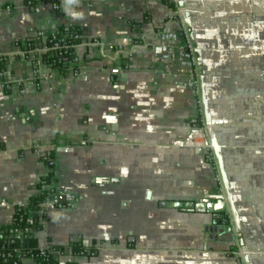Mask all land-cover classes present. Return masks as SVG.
Wrapping results in <instances>:
<instances>
[{
  "label": "crops",
  "instance_id": "0c3cea01",
  "mask_svg": "<svg viewBox=\"0 0 264 264\" xmlns=\"http://www.w3.org/2000/svg\"><path fill=\"white\" fill-rule=\"evenodd\" d=\"M182 1L229 217L252 235L247 225L264 207L263 10L247 0ZM171 13L164 0H0V56L16 83H0V227L38 193L48 174L41 156L55 148L58 191L78 201L47 203L39 245L100 244L96 256L60 264H242L227 253L234 225L172 206L220 190L212 164L188 143L199 108L182 85L191 73L179 60L182 42L171 44L168 60L165 45L144 46ZM62 26L100 42L74 49L77 74L60 75L24 48ZM254 236L264 241V230Z\"/></svg>",
  "mask_w": 264,
  "mask_h": 264
},
{
  "label": "trees",
  "instance_id": "16d2710c",
  "mask_svg": "<svg viewBox=\"0 0 264 264\" xmlns=\"http://www.w3.org/2000/svg\"><path fill=\"white\" fill-rule=\"evenodd\" d=\"M164 2L172 10L176 9L173 0H164ZM161 30L162 27L158 33ZM54 32L56 38L53 40V35L49 33L48 46H51L49 41L53 40L59 42L63 47L44 53L41 55V59L56 73L65 75L75 56V48L71 46L82 43L84 38L81 30L73 26H62ZM38 41L41 42V39ZM38 41L37 39L29 41L24 48L32 51ZM5 61V58L0 56V73L7 71ZM56 143H58V139L54 141V144ZM70 143L73 142L70 141ZM41 160L47 166L48 174L38 184V193L29 197L26 203L17 205L11 222L0 227V264H60L62 256L92 257L96 256L99 251L100 244L94 242L88 245L82 237L66 246L49 244L48 249L42 250L37 236L38 232L44 228L45 217L41 216V212L51 197L59 195L60 192L56 177L57 154L55 148L42 154ZM219 188L220 186H218V190ZM223 223L230 224L228 215Z\"/></svg>",
  "mask_w": 264,
  "mask_h": 264
},
{
  "label": "built area",
  "instance_id": "2783aa9c",
  "mask_svg": "<svg viewBox=\"0 0 264 264\" xmlns=\"http://www.w3.org/2000/svg\"><path fill=\"white\" fill-rule=\"evenodd\" d=\"M182 0H173L176 5V9L172 10L170 18L163 24L162 30L158 33L156 40L148 41L145 43V47H156L155 41L161 43L165 46H162L164 49L163 57L165 59H170L173 56L174 47L171 45L172 43L182 42V45L178 48L179 60L187 67L191 69L190 75L187 76L186 81L182 84L186 88L192 90L197 98V105L199 108L198 115L191 119V134L190 139L188 140L189 145H191L195 150L201 152V154L205 157V159L212 164L216 171V181L218 186H220L219 190L221 192L224 191L223 180L221 178L217 157L215 154V147L212 143V140L207 137L206 134V118L204 117V99L202 95V74L199 71V65L196 55V46L190 34V29L185 21L184 8L180 6V2ZM59 7L56 5L55 9L57 10ZM171 24H174L177 29H172ZM53 35V40L55 37V32H51ZM49 34H44L43 32L38 34L39 39H43V45L39 46L35 44V48L30 51L33 54L38 55V57L43 55L44 53L50 52L55 49L62 48L59 42H55L50 40L51 46H48L47 39ZM84 44H99L100 42L97 39L86 40L84 39ZM80 43V44H82ZM71 46L72 48H76L78 45ZM69 48V46H67ZM82 68V64L78 61V59L74 56L73 63L69 69L73 74H77L79 70ZM0 83L4 85L7 90L12 89V87L16 84L13 80L10 79V75L8 71H4L0 73ZM18 83V82H17ZM180 83V82H178ZM46 153V152H45ZM44 153V154H45ZM65 196V203L60 201V196ZM55 204L57 207H74L77 204L78 198L72 193H59V195L52 196L49 200ZM49 246L42 247V250L48 249Z\"/></svg>",
  "mask_w": 264,
  "mask_h": 264
},
{
  "label": "water",
  "instance_id": "95a60500",
  "mask_svg": "<svg viewBox=\"0 0 264 264\" xmlns=\"http://www.w3.org/2000/svg\"><path fill=\"white\" fill-rule=\"evenodd\" d=\"M180 6L184 8L185 21H186L188 27L190 28L191 27L190 12L185 9V4L183 1L180 2ZM197 53H200V52L197 51ZM203 99H204L206 123L208 125H211L210 115L207 112V102H206V98H205L204 94H203ZM26 117H29V114H26ZM29 121H30V119H29ZM212 143L215 147V154H216L217 160L219 161V164H220L223 184H224L225 188H227L228 187V181H227V176H226L224 170H222L223 167H222V163H221L220 148H219L215 139H212ZM96 181L97 182H104L105 180L102 178H98ZM228 199L231 202L230 198H228ZM60 201L62 203H65V196H63V195L60 196ZM161 206H163V207L168 206V202H162ZM172 206L174 208L182 210V211L196 212V213H203V214H212L214 216V218L219 220V224L223 220H225L226 216L229 213V206L227 203V198L224 195V193L221 191H219V193H217V194H208V195L204 196L199 201H185V202L175 201V202H173ZM232 210L234 211V209H232ZM237 227L240 231L241 229H240V225L238 222H237ZM227 228L229 231L233 230L231 225H229Z\"/></svg>",
  "mask_w": 264,
  "mask_h": 264
},
{
  "label": "rangeland",
  "instance_id": "374dc122",
  "mask_svg": "<svg viewBox=\"0 0 264 264\" xmlns=\"http://www.w3.org/2000/svg\"><path fill=\"white\" fill-rule=\"evenodd\" d=\"M247 1L253 7L256 5L255 3H257V7L262 8V10H263L262 20H263V26H264V0H258V1L247 0ZM263 34H264V28H263ZM255 214L257 215V218L255 216L253 218H251L249 225H247L251 228V230H253L254 234L252 233V235H250L248 233L243 234L241 224L238 220V223H239L240 229H241L239 231V229L237 227L236 217L232 218V219H230V217H229L230 224H232V226L234 225V230H233L234 231V233H233L234 245H232L230 247V250H228L227 253H229L232 256H236L237 258H239V260H241L242 264H253L252 258H257L260 260V262L257 264H264V241L263 240H257L256 239L257 236H254L255 234L258 235V233L261 230H264V207L257 208ZM228 216H229V213H228ZM251 239H256V240H251ZM251 241H254V242H251ZM247 242L249 244H255L254 247L249 248V246L247 245ZM261 260H263V261H261Z\"/></svg>",
  "mask_w": 264,
  "mask_h": 264
}]
</instances>
